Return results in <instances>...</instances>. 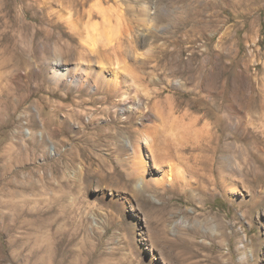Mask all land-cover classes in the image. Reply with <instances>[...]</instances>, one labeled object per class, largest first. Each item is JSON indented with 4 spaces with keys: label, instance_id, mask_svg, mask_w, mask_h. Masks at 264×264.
<instances>
[{
    "label": "rangeland",
    "instance_id": "obj_1",
    "mask_svg": "<svg viewBox=\"0 0 264 264\" xmlns=\"http://www.w3.org/2000/svg\"><path fill=\"white\" fill-rule=\"evenodd\" d=\"M69 1L0 0V264H264V200L250 205L264 195V132L235 134L223 115L261 122L264 0ZM99 49L131 65L105 74L111 91L100 66L78 68ZM155 58L190 69L142 67ZM58 63L72 70L65 80ZM137 95L158 119L124 112ZM182 117L215 133L208 196L131 176L127 142L155 124L178 142Z\"/></svg>",
    "mask_w": 264,
    "mask_h": 264
},
{
    "label": "bare ground",
    "instance_id": "obj_2",
    "mask_svg": "<svg viewBox=\"0 0 264 264\" xmlns=\"http://www.w3.org/2000/svg\"><path fill=\"white\" fill-rule=\"evenodd\" d=\"M78 1L80 0H70L69 3H79ZM82 5L84 6L83 8L86 7L85 3H83ZM96 7H97L96 10L98 11L97 15H104L105 13H108V10L102 9V7H100V3L97 4ZM94 13H95L94 10H90V11L84 10L79 17L82 20L89 17V21H90ZM192 25L195 26L194 28L197 29L198 32L200 25L199 24H192ZM87 28L88 27L86 26L84 30H87ZM106 41L107 42L102 45L105 46L110 45V43L113 42V37H107ZM96 53L98 54V58L96 57L94 59L91 58L88 60V62H84V64L81 63L78 66V68L81 69L83 72H87L88 70L93 72L95 70V67L100 66V70L94 71L97 79L99 80V84H100L99 87H101L102 89L105 88L106 91L107 90L111 91L110 87L113 86V82L111 80H108V78L105 77L106 76L105 74L109 72L114 74L116 73L115 75L118 77L119 75H123L124 71H127L131 65L128 62H123V61H117L113 63L110 59L106 58V54L108 53L106 49L105 50L99 49L97 50ZM192 61L193 59L191 60V62ZM151 62L155 63L154 66L159 68L161 67L173 68L177 66L181 69H184L183 71L190 69L188 64L184 63L183 60H181V58L176 59V61L173 64L167 59H161V58L143 60L142 67H146ZM135 63L136 66L141 65L139 61H136ZM56 66L57 67L62 66L60 76L62 77L63 80H65L66 77L71 75L72 70L70 69V67H65L61 63L56 64ZM173 73H175V71H173ZM123 82H124L123 84H127L126 80H124ZM124 95H126V91H122L118 93V96L125 97ZM137 98H138L137 105H133L132 104L133 100H131V98L129 97L125 100L131 106H128L127 110H125L124 112L127 111L130 114L133 113V111L135 110V113L136 112L144 113L143 115H145V117H148L150 121H152L151 116H154L156 119H158L157 115H155L154 112L151 110L152 108H150L148 105L144 106L146 104L145 103L146 101L143 104L142 102L143 98L141 97V95H137ZM237 112L238 111H233V112H227L226 115L223 114L225 118H229L230 120L232 119V121L230 122V128L233 133L235 134L240 133L242 135L245 134L247 135L250 129L257 132L259 131L264 132V107L262 110V115L260 116L259 119L261 120L260 123L255 122V120L253 119L255 116L250 117L248 121H245L243 119V116ZM167 114H170V112L162 111L161 113L162 119H164V121H168L170 119V117ZM184 118L182 117L181 121H177L179 122L178 125L182 126V132L180 134V140L178 142H173V141L171 142L167 138H161L157 124H155L154 127L147 126V129L144 130V133L135 139L134 144L131 145L127 142V148L131 151L129 154V157L132 160V164H129L131 165L130 169H132L131 176L138 179L139 181L137 184L138 186L154 185L156 187H160L164 189L165 187H167L166 185H169V187H174V185L176 184H181L186 189H194V186L192 185L193 183H196V184H200L201 187L199 189H201L200 191L205 196L210 195L212 189L211 187L210 188L205 187L204 183L210 184L213 182L211 175H209L210 173L208 169L213 167V160L215 157L216 149L213 146L215 133L212 132V128L209 127V125L211 126L210 123H206L202 127L203 129L202 128L195 129V133H192L191 125L185 123ZM197 121L198 118H196V122ZM165 123L167 125L169 124V122H165ZM198 131L199 132L203 131V132L201 134ZM196 132H198V134ZM147 143L153 155V159H154L153 164L149 162V159L144 152L145 149L144 146ZM189 150L192 152L190 156L185 155V151H189ZM179 165H184L188 169L187 174L184 170L180 168ZM229 173L230 175H225L222 173L220 175V180L222 184L227 185L224 186L226 188H229L230 184L233 186L234 185L233 182L234 183L236 182L234 180V177L237 175L236 172L230 170ZM246 180L244 181L246 182ZM246 185H248V188L251 191L252 188L249 186L248 182ZM213 189H216V187ZM188 196L190 198L192 197L191 195ZM263 200H264V195L253 194L252 199L250 200L251 202L250 205L254 206V208H258ZM167 259L168 258H166L165 260Z\"/></svg>",
    "mask_w": 264,
    "mask_h": 264
}]
</instances>
